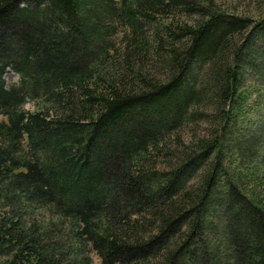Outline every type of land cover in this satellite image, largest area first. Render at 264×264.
<instances>
[{
	"label": "trees",
	"instance_id": "16d2710c",
	"mask_svg": "<svg viewBox=\"0 0 264 264\" xmlns=\"http://www.w3.org/2000/svg\"><path fill=\"white\" fill-rule=\"evenodd\" d=\"M254 1L0 0V264H264Z\"/></svg>",
	"mask_w": 264,
	"mask_h": 264
},
{
	"label": "rangeland",
	"instance_id": "374dc122",
	"mask_svg": "<svg viewBox=\"0 0 264 264\" xmlns=\"http://www.w3.org/2000/svg\"><path fill=\"white\" fill-rule=\"evenodd\" d=\"M202 4L206 5L209 0H198ZM213 1L217 6L222 7V9L226 11H235V12H248L250 10V14L256 15L257 11L255 10V1L254 0H210ZM4 79L7 86H12L19 81V76L12 70H7L4 73ZM25 108H31L30 102L25 104ZM0 118H2L0 116ZM201 129H205V125L200 126ZM189 129H186L185 133L183 132V136L187 138V133Z\"/></svg>",
	"mask_w": 264,
	"mask_h": 264
}]
</instances>
